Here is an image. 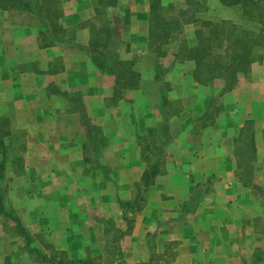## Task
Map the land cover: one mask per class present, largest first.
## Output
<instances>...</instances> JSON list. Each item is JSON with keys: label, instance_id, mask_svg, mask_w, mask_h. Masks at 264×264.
<instances>
[{"label": "crops", "instance_id": "0c3cea01", "mask_svg": "<svg viewBox=\"0 0 264 264\" xmlns=\"http://www.w3.org/2000/svg\"><path fill=\"white\" fill-rule=\"evenodd\" d=\"M34 1L38 11L11 6L28 0H0V116L7 117L12 131L24 133L21 137L34 163L43 161L41 156L45 163H74V174L87 177L86 181L93 170L83 163L78 134L86 130L87 122L96 124L102 134L110 136V145L104 147V155L98 161L110 164L116 176L113 193L127 201L132 197L133 182L142 173L135 138L164 118L150 103L148 87L145 94L144 90L141 93L142 79H137L141 85L135 84L128 93L108 102V97L113 96L112 80L96 67L89 51L98 16L109 11L120 17L123 11L128 13L130 53L144 49L150 33V0ZM167 1L170 0L159 3L164 5ZM109 19L116 24V16ZM110 27L112 30L111 24ZM183 27L188 45L193 44L194 36L189 33L192 23ZM260 53V61L251 64L246 79L217 96L222 103V122L218 123L219 133L210 146L199 135L193 136V146L191 139L183 140L188 127L181 125L188 116L202 113L203 99L208 94L203 90L196 96L180 94L183 107L176 116L168 118L179 131L175 143L180 151L169 156L164 163L169 165L163 166L164 170L158 171L146 187L150 199L122 238L126 240H122L120 257L107 264L144 260V235L152 230L156 234V252H162L165 240H181L179 253L174 257L180 264H264V43ZM145 79L149 85L150 78ZM144 95L143 104L140 100ZM247 121L252 130L249 163L253 170L244 184L234 178L231 163L237 159L234 140ZM93 172L96 174L97 170ZM207 178H214L213 187L186 216V230L179 222L180 206L192 196L193 186ZM100 184L107 187L105 178ZM114 203L113 217H106H111L116 227L123 230L126 224L116 200ZM78 226L84 231L66 232V243L70 245L61 248L67 249L66 258L100 256V252L94 253L88 246L93 241L89 231L91 220L82 218ZM63 237L65 234L58 240L63 241Z\"/></svg>", "mask_w": 264, "mask_h": 264}, {"label": "rangeland", "instance_id": "374dc122", "mask_svg": "<svg viewBox=\"0 0 264 264\" xmlns=\"http://www.w3.org/2000/svg\"><path fill=\"white\" fill-rule=\"evenodd\" d=\"M186 1L170 0L164 5L153 3L152 14L155 18L151 24V35L149 33L146 47L133 55L128 49L129 21L127 22L128 13L126 11H123L122 17L112 11L104 12V16H98L96 27L94 26L97 30L100 28L101 31L93 34L92 41L106 43V50H110L113 45L116 46L114 49L112 48L114 53L111 67L114 73H107L112 80L113 94L110 98L108 97V102L112 103L116 96L125 95L135 84L141 85L137 79H142L144 87L141 93L144 90L145 94V87H148L150 103L164 118L163 121L160 118L158 124L148 128L144 133L138 134L135 138L142 161L141 172L154 163H157L158 171L164 170L163 166L169 165L164 164L165 161H168L169 156H175L180 151V147L175 143L179 131L175 130L176 124L172 120L171 123L168 122V118L176 116L183 107L180 94L192 93L196 96L202 90L208 94L203 99V106L205 101H207V106H204L202 113L188 116L181 123L183 127H188L186 128L188 133L182 136L183 140L190 141L191 139L193 146V136L199 135L204 139V144L210 146L219 133L218 123L222 122L219 115L222 103L217 99L221 81L214 79L207 85L197 84L190 75L193 63L186 60L180 53L177 57L174 56L180 47L186 48L188 45L185 37L187 32L183 27L185 21L180 16V13L186 10ZM189 1L197 3L193 4L195 10L193 16L198 20L239 21L236 8L222 6L217 0ZM196 5L197 9H195ZM194 10L187 11V13L193 14ZM113 16L117 17L116 24H112L109 19ZM176 19L177 22L170 25V22ZM192 26L193 29H190L189 33L194 36V24ZM160 28H162L163 34L161 33V37H158ZM202 29L203 34H206L208 29L204 27ZM111 31L116 35H112ZM116 48H119L120 51L116 52ZM260 52L261 48H257V53ZM131 57L135 59H131ZM136 62L138 64H135ZM130 71L134 75H131ZM247 75L248 73L246 75L238 74L236 84L245 80ZM145 78H150L149 85L144 82ZM140 101L143 104L146 103L145 95ZM10 125L7 117L0 116V142L5 145H3L5 158L0 178V194L5 210L20 220L31 245L47 256L66 258L67 249H61L70 245V243H66L68 236L66 232H83L84 229L78 226V222L82 218H86L91 220L89 231L93 238L92 243L88 246L94 253L100 252V256L91 257L87 254L82 259L87 258L88 264H107L119 258L123 247L122 240L123 242L126 240V238H122L129 233L134 217L143 209L146 200L150 199V195L145 192L146 188L144 189L142 186L140 175L133 182L132 197L127 200L128 204H125L129 231L122 234L121 232L125 230L126 226L120 230L111 218L113 217L111 216L112 211L116 208L114 201L117 199V195L112 190L116 184V176L111 171L110 164L98 161V158L104 155L103 151L110 145V136L102 134L97 129L98 126L90 122L85 124L86 130H80L78 138L82 144L83 163L93 171L97 170L96 174L91 171L89 181H86L87 177H82L79 173L74 174L73 168L76 165L74 163H45L43 162L44 156H41L43 161L34 163L33 159L29 157L25 141L22 140L21 136H24V133L12 131ZM251 131L250 123L247 121L234 140L233 150L237 159L234 163L229 162L234 167L232 169L234 178L244 184L250 179L248 176H251L253 170L251 162L249 163L252 158ZM104 147L106 148L104 149ZM1 150L2 146H0V153ZM61 158L66 159V157ZM102 178H105L107 187L100 184ZM213 181L214 178L210 180L207 178L204 182L193 186L192 196L180 206L178 214L181 219L176 218L180 219L179 222L182 223L183 228L186 227V230H189L188 217L186 216L193 212L197 201L213 187ZM252 186H254L253 183ZM134 202L135 204H133ZM78 203L86 204V207H76ZM87 205L90 206L89 209H87ZM82 213L85 216H82ZM152 232L147 231L144 235L146 243V250L143 252L144 260L133 264H180L174 257L179 253L178 246L181 240L179 238L165 240L162 252H156L153 240L156 234ZM21 234L14 219L0 214V264H54L53 261L60 260L55 257V260L52 261L44 260L34 252H29L24 246ZM64 234L63 241H59L60 235ZM63 254L65 255L63 256ZM124 264H131V262L126 261Z\"/></svg>", "mask_w": 264, "mask_h": 264}, {"label": "trees", "instance_id": "16d2710c", "mask_svg": "<svg viewBox=\"0 0 264 264\" xmlns=\"http://www.w3.org/2000/svg\"><path fill=\"white\" fill-rule=\"evenodd\" d=\"M222 6L236 8L239 15V21H227L220 20L213 22L210 20H198L194 15L195 10L192 1L187 0L186 10H183L180 16L184 19V23L194 24V43L187 45V47H180L174 56L177 57L179 53L185 57L186 60L193 63V67L190 70L192 79L199 85H207L214 79L221 81V86L218 90V95L229 91L236 84V77L238 74L246 75L250 66L254 62H259L261 59V53H257V48H261L264 43V0H217ZM153 3H159L158 0L150 1V31L151 24L155 18L152 14ZM15 8H28L37 10L36 2L34 0H28V2H15L11 3ZM197 5L195 9H197ZM194 10L192 13L187 11ZM52 12L54 10H51ZM55 13V12H53ZM52 13V14H53ZM56 14H53V16ZM177 22L173 20L170 25ZM199 24H198V23ZM198 24V25H197ZM169 25V26H170ZM168 26V24H167ZM207 28L206 34H203V29ZM165 29V28H164ZM167 29V27H166ZM107 31V29H105ZM160 33L158 37L163 34L162 28L159 29ZM101 31L100 28L96 31ZM165 32V31H164ZM162 33V34H161ZM166 35V33H164ZM151 35V32H150ZM91 49L89 51L92 61L96 67L102 72L111 74L113 68V50H106V43H100L93 40L90 43ZM217 50V51H216ZM132 73L131 71L129 72ZM204 106H207L205 101ZM4 144L0 142L2 150L0 153V178L4 169ZM158 172L157 163L149 166L144 172H142L140 181L144 189L149 186L154 176ZM2 196L0 194V214L11 217L15 220L18 230L22 233L21 236L24 239V246L29 252H34L39 258L46 260H55V256H47L36 247L31 245L29 237L24 232L23 225L20 220L16 218L9 211L5 210ZM116 203L121 211V216L126 223V228L121 233L126 234L129 231V220L126 216L127 208L125 204L128 201L116 199ZM135 204V202L133 203ZM53 257V258H52ZM54 264H88L89 260L86 259H67L57 258Z\"/></svg>", "mask_w": 264, "mask_h": 264}]
</instances>
